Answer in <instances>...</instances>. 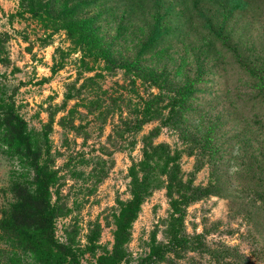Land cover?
<instances>
[{
  "label": "rangeland",
  "instance_id": "obj_1",
  "mask_svg": "<svg viewBox=\"0 0 264 264\" xmlns=\"http://www.w3.org/2000/svg\"><path fill=\"white\" fill-rule=\"evenodd\" d=\"M235 2L0 0V116L13 106L33 144L47 136L55 239L81 264L113 255L136 177L144 200L113 258L264 264V108L245 105L246 83L233 86L238 103L227 86L232 50L264 52V0ZM187 82L190 96L172 105ZM8 132L0 122V264H35L1 230L33 191Z\"/></svg>",
  "mask_w": 264,
  "mask_h": 264
},
{
  "label": "trees",
  "instance_id": "obj_2",
  "mask_svg": "<svg viewBox=\"0 0 264 264\" xmlns=\"http://www.w3.org/2000/svg\"><path fill=\"white\" fill-rule=\"evenodd\" d=\"M235 3V6L242 11L245 9L252 10L254 6L252 0H238ZM256 7L258 10L260 9L259 5L255 6V9ZM159 35V28L156 25L149 40L141 48L140 54ZM241 47L239 46L237 49L232 50L235 56L228 57L231 65L229 68H231L233 75L227 82L230 98L232 99V96L235 97L233 101L238 103L239 99L236 96L237 91H235V88L238 90L242 83H246L248 85V98L244 100L247 101L245 105L252 103L251 108L255 107L257 110L256 114L259 115L264 108V52L261 49L262 55L255 56V52L246 53ZM218 59L220 60L221 58L217 57L216 60ZM205 74L206 72H204ZM202 75V71H198L195 81L201 79ZM236 81L237 83H235ZM234 85L239 87L233 88ZM194 86V83L187 82V89L175 95L177 99H175V104L172 105H177L183 98H188L187 96H190ZM171 103L172 100L170 105ZM219 110L220 108L218 107ZM178 118L183 117L179 116ZM0 122H3L10 131L8 136L12 138L13 144H16L21 149V152L26 151L22 154L25 155L23 159L29 164L33 172V191L19 197L16 205H12L11 215L7 220L3 221L1 226L6 241L14 248L18 249L20 246L21 249H24L22 251L30 254L35 264H81L79 260L80 254H77L71 246L61 244L55 239L53 225L56 212L51 202V187L56 181V172L47 162L50 156L47 136H45L46 140L43 139L42 141L35 136V144H33V137L27 131L26 123L23 118L16 114L13 106H9L4 119H1L0 116ZM149 148H151L152 153L143 152L144 159L139 162L141 171L149 168V162L155 159L154 155L157 147L149 146ZM132 170L135 171L134 169ZM133 175L137 174L133 173ZM146 186L140 183L137 177L135 178L131 198L122 204L115 217L116 247L113 255L100 256L93 264H122V258H113V256L116 257L121 253L120 239H122L137 218L144 200L143 191ZM21 220L28 221V224L19 225ZM33 222L35 224L32 226Z\"/></svg>",
  "mask_w": 264,
  "mask_h": 264
}]
</instances>
